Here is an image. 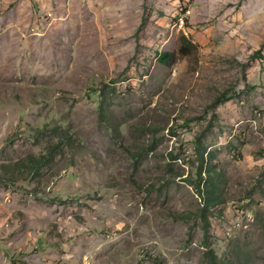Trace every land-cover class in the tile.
<instances>
[{
    "label": "rangeland",
    "instance_id": "374dc122",
    "mask_svg": "<svg viewBox=\"0 0 264 264\" xmlns=\"http://www.w3.org/2000/svg\"><path fill=\"white\" fill-rule=\"evenodd\" d=\"M56 124L63 154L20 172ZM205 242L264 264V0H0V264H207Z\"/></svg>",
    "mask_w": 264,
    "mask_h": 264
},
{
    "label": "trees",
    "instance_id": "16d2710c",
    "mask_svg": "<svg viewBox=\"0 0 264 264\" xmlns=\"http://www.w3.org/2000/svg\"><path fill=\"white\" fill-rule=\"evenodd\" d=\"M145 26V25H143ZM143 26L141 28H143ZM142 30V29H141ZM182 45L180 47V52L183 55H188L192 48L195 46L185 37H181ZM255 56V55H254ZM252 57L255 59V57ZM174 53L172 52H162L160 53L158 60L161 64L167 65L172 63V60H174ZM51 133L57 137L56 141H53L52 143H49L47 152L41 153L37 156L33 154H28L26 157L22 158L21 160H18L16 163H14L15 166L20 167V172H26L27 174L37 173L40 171V169L44 166H47L53 161L55 158V155H61L63 154L64 147L67 145L65 143H69L70 140L73 139V136L71 133H69L67 130H64V128L59 125H53L51 128H47V126L43 127L41 129V133ZM210 153L203 152V155L201 157V163L199 168L198 176V187L197 190L200 195L204 196V210H209L214 206V204H219V199L217 197V188H218V180L215 177H211L210 180L207 182L206 178L202 177V172H205V174H209L210 171H207V162L209 161L208 157ZM5 182V181H4ZM203 184V190L200 189V185ZM203 219L205 223L204 227V236L205 239H208V223L205 218V214L203 213ZM182 219H185L183 216L179 217ZM205 245L208 250H206V257H207V264H236L233 262H228L223 259H218L217 255L213 251V249L210 248L208 245V242H205ZM240 264V263H237Z\"/></svg>",
    "mask_w": 264,
    "mask_h": 264
}]
</instances>
